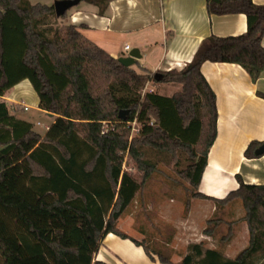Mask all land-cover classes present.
<instances>
[{"label": "trees", "instance_id": "obj_1", "mask_svg": "<svg viewBox=\"0 0 264 264\" xmlns=\"http://www.w3.org/2000/svg\"><path fill=\"white\" fill-rule=\"evenodd\" d=\"M104 14L110 0H81ZM80 1V2H81ZM210 14L244 13L248 29L235 36L205 38L184 68L140 74L121 64L74 24L60 25L55 5L0 0V96L28 79L39 107L57 118L42 135L0 101V255L3 264H106L94 261L104 237L116 233L153 168L141 147L191 150L187 176L198 192L208 153L217 136L216 94L202 73L205 61L242 65L256 80L264 69V4L253 0H206ZM101 78L105 85H99ZM179 83L172 97L141 90L148 81ZM264 97V94H262ZM129 109L127 120L119 118ZM174 114L178 123H168ZM155 123L150 125L149 118ZM138 120L141 137L129 139L127 123ZM111 124V125H109ZM176 128L178 130L176 131ZM192 131L193 139L184 132ZM261 142L252 141L249 158ZM200 150H199V149ZM145 173L123 168L125 153ZM239 196L246 209L249 244L234 258L193 243L179 263L248 264L264 253V185L240 182L219 203ZM207 235L212 230L207 229ZM138 245H142L133 239ZM152 256L149 248L145 247Z\"/></svg>", "mask_w": 264, "mask_h": 264}, {"label": "crops", "instance_id": "obj_2", "mask_svg": "<svg viewBox=\"0 0 264 264\" xmlns=\"http://www.w3.org/2000/svg\"><path fill=\"white\" fill-rule=\"evenodd\" d=\"M253 1L264 4V0ZM67 13L71 24L78 26L88 39L112 56H127L132 49H138L141 57L136 58L132 66L151 73L184 68L193 60L202 41L211 35L235 36L248 29L246 14H210L206 0H110L104 14L99 13L97 5L81 1L70 7ZM262 44L264 46V37ZM201 70L216 94L218 118L217 136L209 150L198 192L220 200L237 190L241 181L264 185V154L252 158L245 155L252 141L264 142V69L256 80L237 63L205 61ZM181 88L179 83H148L147 93L172 97ZM7 92L10 95L0 98L19 102L27 111L25 99L31 95L32 99L36 98L37 109L47 114L39 107V97H36L28 79ZM174 113L168 123H178ZM15 116L31 122L37 131L34 119L24 117L22 112ZM50 117L52 122L46 125L44 134L57 118L54 114ZM37 124L42 125L39 121ZM184 134L188 140L194 138L192 131ZM245 227L248 230V226ZM127 235L129 237L125 238L108 233L95 253L94 261L106 264H166L157 253L168 251L167 256L179 263L189 252V244L183 253L175 250L179 243L167 248L172 245V238L161 243L153 237L151 242L154 245L155 240L157 244L153 248L148 247L150 241L143 227L137 228V236ZM145 247L149 248L152 256L147 254ZM208 248H217L232 258L244 249L233 254L224 247ZM248 264H264V253L254 256Z\"/></svg>", "mask_w": 264, "mask_h": 264}, {"label": "rangeland", "instance_id": "obj_3", "mask_svg": "<svg viewBox=\"0 0 264 264\" xmlns=\"http://www.w3.org/2000/svg\"><path fill=\"white\" fill-rule=\"evenodd\" d=\"M31 2L54 5L56 0H31ZM57 22L60 25L71 24L69 14L66 13L64 17L58 18ZM131 67L140 74L146 73L142 69ZM105 82L106 80L101 78L99 85L104 86ZM148 83L157 82L148 81L141 90L142 95L147 93ZM9 93L7 92L5 96L10 95ZM35 95L38 97L36 91ZM35 99H32L31 95L25 99L28 104L27 111L23 110L22 104L10 102L7 97L0 98V101L7 103L12 114L22 112L24 117L34 119L36 130L44 135L46 125L52 122L50 117L52 114L39 111L34 103ZM37 121L42 125H38ZM149 123L150 125L155 123L153 115L149 118ZM141 127L142 124L137 119L127 123L130 141L141 137ZM141 152L153 168L135 200L122 216L123 218L118 221V227L122 232L137 236V228L143 227L148 242L150 241L148 247L153 248L157 244L155 240L154 245L151 242L153 237L161 243L172 238V245L166 247L171 248L179 243L175 250L181 253L188 244L200 242L205 247H224L233 254L249 244V228L246 230L245 227L248 226L245 219L246 209L241 197L232 196L230 201L219 203L213 199L195 196L197 189L187 176L188 167L193 161L190 149L174 144L171 145L170 150L146 145L141 147ZM123 168L134 174L139 181L143 180L145 172L137 168L135 160L128 152L125 153ZM207 229L212 230L211 235L206 234ZM168 253V251L164 252L165 255H169ZM0 264H3L1 255Z\"/></svg>", "mask_w": 264, "mask_h": 264}, {"label": "water", "instance_id": "obj_4", "mask_svg": "<svg viewBox=\"0 0 264 264\" xmlns=\"http://www.w3.org/2000/svg\"><path fill=\"white\" fill-rule=\"evenodd\" d=\"M80 1L81 0H56L54 5H55V9H56L57 15L60 16V15L64 14L65 12H67V10L70 7H72L75 4H78ZM140 57H141V54H140L139 50L138 49H132L128 53L127 56L119 57L118 60L124 66L131 67L135 63V59L136 58H140ZM129 112H130L129 109L121 110L119 112V118L122 119V120H127ZM256 153L258 155H263L264 154V142L257 149Z\"/></svg>", "mask_w": 264, "mask_h": 264}, {"label": "built area", "instance_id": "obj_5", "mask_svg": "<svg viewBox=\"0 0 264 264\" xmlns=\"http://www.w3.org/2000/svg\"><path fill=\"white\" fill-rule=\"evenodd\" d=\"M127 48H129V46H127Z\"/></svg>", "mask_w": 264, "mask_h": 264}]
</instances>
